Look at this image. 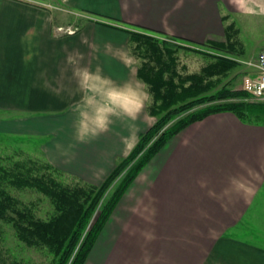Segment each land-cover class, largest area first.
<instances>
[{
	"label": "crops",
	"instance_id": "0c3cea01",
	"mask_svg": "<svg viewBox=\"0 0 264 264\" xmlns=\"http://www.w3.org/2000/svg\"><path fill=\"white\" fill-rule=\"evenodd\" d=\"M232 13L263 16L264 0H0V110L12 112L0 131L49 135L42 149L50 163L102 183L154 118L146 104L134 122L114 119L98 139L78 142L81 93L67 55L78 50L91 72L149 96L130 31L222 40L229 20L238 28ZM138 181L141 189H132ZM262 195L264 126L231 112L207 115L173 135L131 182L118 201L126 216L101 264H264V250L234 230Z\"/></svg>",
	"mask_w": 264,
	"mask_h": 264
},
{
	"label": "trees",
	"instance_id": "16d2710c",
	"mask_svg": "<svg viewBox=\"0 0 264 264\" xmlns=\"http://www.w3.org/2000/svg\"><path fill=\"white\" fill-rule=\"evenodd\" d=\"M143 31H130L131 51L139 60L137 77L147 86V112L154 122L102 183L65 184L56 176L62 173L47 161L26 159L12 168L0 166V221L12 226L18 241L45 250L48 264H84L131 182L173 135L191 123L210 114L231 112L243 123L264 126V102L241 100L246 95L243 89L222 82L238 66L229 56L245 53L233 22L225 26L224 39L203 43L166 35L159 40ZM179 48L203 54L207 63L199 71H181ZM5 183L44 194L53 205L51 215L46 219L36 216L33 206L14 197Z\"/></svg>",
	"mask_w": 264,
	"mask_h": 264
},
{
	"label": "rangeland",
	"instance_id": "374dc122",
	"mask_svg": "<svg viewBox=\"0 0 264 264\" xmlns=\"http://www.w3.org/2000/svg\"><path fill=\"white\" fill-rule=\"evenodd\" d=\"M231 17V20H234L238 28H240L239 36L243 42L245 53L243 55L233 54L229 56L238 63V66L232 69L228 77L223 79L222 82L223 84L227 82V85L231 88L242 89L241 80L244 65L241 60H245L264 49V15L259 16L257 13H250L248 15L232 13ZM228 22H230V20ZM135 30L145 32L140 29ZM151 35L159 40H165L167 38L165 35L157 33H151ZM197 46L204 48L203 45L198 44ZM211 52L215 53V51ZM176 55L179 65L183 66L182 69H184H181V71L186 72L199 71L208 60V58L203 54L183 48H179ZM137 62L139 63L138 59ZM242 99L244 101H255L247 94L244 98H241V100ZM14 112H17L19 116L27 113L25 111ZM28 113H30L31 116H35L47 114L48 112L30 111ZM7 116L12 117V112L0 110V119L9 118ZM151 121L152 118L147 115V122L150 123ZM48 138L49 135L47 134H15L12 132L0 131V166L6 169L12 168L15 163L25 161L26 159L38 160L40 162L47 161L48 164H51L62 173L61 175L56 174V176L63 183L73 184L74 182L81 181V183L93 184L49 162V159L46 155H44L42 149V145L48 140ZM153 162L145 169V176L150 173V170L155 168L156 161L154 163ZM41 172H44V170ZM5 187L20 201L31 204L36 216L46 219L51 215L53 205L44 194L40 193L36 189L30 187L18 188L7 183H5ZM141 187V182L138 181V183H134L132 189L137 188L140 190ZM263 198L264 195L257 197L253 206L250 207L247 213L243 216L240 225L235 227L236 229L232 228L237 230L238 237L257 245L262 250H264V207L260 205V202L264 201ZM119 204L120 203H118L117 207L114 209L109 221L105 225L102 233L99 235L86 264H101L105 259L104 257L108 254L113 241L119 232L121 223L126 216V211L122 210L123 203ZM139 211H136V216H139ZM127 228H124L123 233L127 230ZM123 249V246H119L117 244L116 251H118V253L123 252ZM49 258L50 257L45 250L28 247L18 241L12 226L0 221V264H48Z\"/></svg>",
	"mask_w": 264,
	"mask_h": 264
},
{
	"label": "clouds",
	"instance_id": "9594fccd",
	"mask_svg": "<svg viewBox=\"0 0 264 264\" xmlns=\"http://www.w3.org/2000/svg\"><path fill=\"white\" fill-rule=\"evenodd\" d=\"M83 60L84 54L77 50L67 55L66 65L81 93L75 109V139L89 143L107 133L114 119L126 118L134 122L149 98L131 83L117 84L100 71L91 72L82 65Z\"/></svg>",
	"mask_w": 264,
	"mask_h": 264
},
{
	"label": "built area",
	"instance_id": "2783aa9c",
	"mask_svg": "<svg viewBox=\"0 0 264 264\" xmlns=\"http://www.w3.org/2000/svg\"><path fill=\"white\" fill-rule=\"evenodd\" d=\"M66 31L73 32L71 29ZM241 62L244 65L242 89L253 100L264 102V49Z\"/></svg>",
	"mask_w": 264,
	"mask_h": 264
}]
</instances>
